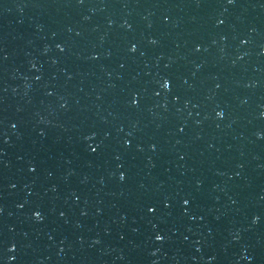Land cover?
<instances>
[{
  "label": "water",
  "instance_id": "95a60500",
  "mask_svg": "<svg viewBox=\"0 0 264 264\" xmlns=\"http://www.w3.org/2000/svg\"><path fill=\"white\" fill-rule=\"evenodd\" d=\"M0 264H264V0H0Z\"/></svg>",
  "mask_w": 264,
  "mask_h": 264
},
{
  "label": "snow or ice",
  "instance_id": "6c2138e0",
  "mask_svg": "<svg viewBox=\"0 0 264 264\" xmlns=\"http://www.w3.org/2000/svg\"><path fill=\"white\" fill-rule=\"evenodd\" d=\"M227 2L229 3V4H231V3H233L234 2V0H227ZM222 23V22H221ZM57 47H60L59 45H57ZM61 50H63V49H61ZM129 51L130 52H135L136 51V46L135 45H132L130 48H129ZM161 88H163V89H168L169 88V81L168 80H164L162 83H161ZM49 95H51V93H49ZM157 95H158V93H157ZM132 103H133V105H135L136 103H137V101L135 100V99H133L132 100ZM62 107H63V105H62ZM222 114H221V112H216V116L217 117H220ZM14 127H15V125H13ZM92 137L91 136H86L85 137V139H91ZM125 143L127 144L128 142L127 141H125ZM89 147H91L90 145H89ZM93 152H95L96 151V149H91ZM30 171H34V169H32V168H30ZM119 179L121 180V181H123L124 179H125V176L123 175V174H121L120 176H119ZM190 202L188 201V200H184L183 201V204L184 205H187V204H189ZM165 207H167V204H165ZM147 211L149 212V213H151V212H154L155 211V209L152 207V206H149L148 208H147ZM33 217L35 218V219H37V220H40L42 217H41V214L39 213V212H36V211H34L33 212ZM258 218H253V223H256V220H257ZM163 239V237L161 236V235H159V234H157L156 236H155V240H157V241H161ZM14 250V248H9L8 249V251L9 252H11V251H13ZM9 259H15V257H9Z\"/></svg>",
  "mask_w": 264,
  "mask_h": 264
}]
</instances>
